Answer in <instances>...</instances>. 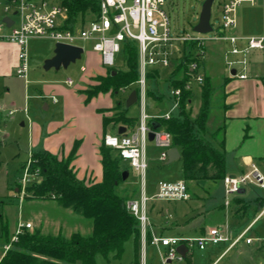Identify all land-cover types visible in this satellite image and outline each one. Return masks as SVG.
<instances>
[{
	"label": "rangeland",
	"instance_id": "374dc122",
	"mask_svg": "<svg viewBox=\"0 0 264 264\" xmlns=\"http://www.w3.org/2000/svg\"><path fill=\"white\" fill-rule=\"evenodd\" d=\"M203 1L166 0L165 10L171 18L172 32L192 33L193 26L198 22ZM222 3L223 0H213L211 23L214 29H217L221 22ZM261 3L262 0H256L253 4L244 2L239 6V27L241 29L251 22L256 24V26L262 25L264 20L260 15ZM247 11L253 13V21L245 17ZM111 33L108 32V34ZM210 34L208 32L206 34H200V36L207 37ZM79 43L84 45V51L79 59L69 63L66 67L61 66L59 68L51 67L45 69V60L54 54L55 42L47 38H31L27 45L28 82H26V79L19 77L15 69L7 76L0 77V103L6 106L2 110V113H0V254L6 244L12 246L14 242L13 235L19 228L20 222H26L29 219L36 221L44 209L42 207L43 202H41L43 200L24 198V188L37 177L31 175L25 183L23 182V178L26 177V167L31 156V148L29 147L27 134L31 119L34 121L39 119L42 122L52 121L53 124L57 123L58 125L63 124L59 133H62L64 136L74 135L75 133L80 134L81 131L78 127L80 118L87 116L94 120L98 116L102 118L104 114L108 115V117L115 115L116 110H108L111 107L110 104L114 106L117 102H120L121 106H124L130 92L138 88L137 84H132L127 86L125 90L119 89L114 94L103 92L98 98L92 97L87 100L85 90L98 84L99 77L105 76L108 70H104L100 74L92 75L89 80V64L96 63L95 60L99 58L100 53L93 49V41L91 40L79 41ZM97 66L100 67L99 70L108 69V66L101 63H98ZM114 67H125L122 49L115 54ZM156 68L160 74L157 82L155 80L152 81V87L155 88L158 85L159 89L157 91L162 94V98L161 100H157L152 95H149L146 97L144 106L147 113L163 116L173 105L171 82L169 80L171 72L170 66L162 67L158 65ZM93 73H96V71ZM216 76L213 77V85L219 84L221 81L222 76ZM67 78L73 79V85L69 86L65 83V79ZM200 85L194 82L192 86L191 102L188 108L191 110V116H194L198 112L201 104ZM53 87L57 90H54ZM71 89L75 91L77 96H70L69 98L65 95L64 92ZM81 94L84 100L83 104L86 107L100 106L101 110H92V108L84 110L81 108L76 101L77 97H80ZM53 95L56 97L58 103L53 102ZM215 99L213 97L211 104L217 106L218 103L215 102ZM65 103V108H63ZM45 104L50 105V108L45 109ZM9 108L16 109L12 115L7 114ZM24 108L27 110V115L24 112ZM102 109L105 110L102 111ZM127 113L131 117H134L137 122L133 129H128V132H130L139 125L141 116L139 101L132 104L128 108ZM173 113L177 115L179 111L173 109ZM11 116L13 118L10 119ZM22 121H24V125H22ZM107 133H118V130L112 129L110 125L107 128ZM63 144L66 149L64 142ZM159 153V147L153 141L148 140L147 158L149 168L145 180V189L148 196H152L157 192L159 179L183 177L182 159L179 158L170 163L167 161L160 162ZM122 164L129 169L131 176L138 173L130 165L129 161L123 160ZM138 176L139 187L135 189V195L138 194L137 199H139L142 192V181L140 175ZM189 185L190 198L187 200H168L153 197L148 201V214L155 225V231L158 232L160 229L168 236H197L200 233L199 229L201 227L207 230L209 227L228 224L232 230L240 223L241 220L238 216L232 213L228 214L227 209L229 208V204L226 206L227 199L222 179L217 181L199 180L197 182H189ZM253 191L250 200H247L245 203L247 206L244 207L249 208V211L247 209L248 212L254 211L253 207L256 205L255 196L259 190L254 188ZM119 192L123 193L122 190H119ZM135 195L127 196L130 199ZM228 197L230 203L234 202V198L238 197V193L230 194ZM162 212L165 215L171 214V217L169 219L166 218L162 215ZM50 216H53L52 213H50ZM61 219L66 221V225L61 232L67 236L73 231H79L84 235H88L92 231L93 223L91 218L73 212L71 215L63 214ZM29 230L33 231L34 228L32 227ZM46 230V233L53 234L54 232L52 231L53 229ZM247 236L258 237L260 239L254 240L251 245H247L241 241L231 250L223 254L214 264H264V218L256 224ZM228 243L222 242L218 245L209 244L204 250H200L197 247L191 248L189 252L192 258V264H210L224 250ZM212 251H214V254L211 253ZM162 253L163 249L148 243L145 249L147 264H161ZM141 257L142 254L140 255V259ZM133 259L134 247L132 240L125 243L124 252L120 259L107 260L100 254L96 256L98 264H130V261L132 262Z\"/></svg>",
	"mask_w": 264,
	"mask_h": 264
},
{
	"label": "built area",
	"instance_id": "2783aa9c",
	"mask_svg": "<svg viewBox=\"0 0 264 264\" xmlns=\"http://www.w3.org/2000/svg\"><path fill=\"white\" fill-rule=\"evenodd\" d=\"M98 11L88 12L83 19L79 16L74 24L68 22V7L63 0H0V41L14 42L19 46V62L16 73L27 79L28 54L27 45L31 38H47L56 42L84 45L79 41H93V49L100 53L102 63L106 66H115V54L122 49L126 41L135 42L138 51V80L136 82L137 101L141 106V116L136 129L119 133H107L103 137L105 145L115 149L121 158L129 161L138 172L142 181V193L139 199L128 200L129 211L137 217L140 224L141 254L140 264H147L145 246L148 243L147 234L150 231L149 243L164 248L161 254V264H181L191 248L206 249L209 244L218 245L229 242L224 251L229 250L237 242L244 239L247 243L253 241L246 236L244 229L236 237L230 235L228 225L209 227L205 233L197 236H162L152 231L151 220L148 214V201L155 197L161 199H188L190 197L187 183L184 179L158 181V190L152 196L144 191L146 173L149 168L147 158L148 133L154 132L153 142L160 149L159 161L168 160V149L173 147V138L170 131L160 126L153 129L150 119H169L174 115L173 109H179L181 88L171 85L172 107L163 116H151L145 111V100L148 90V74L157 69L158 65L169 67L179 61L188 52H192L189 62L191 80L186 83V89H191L193 81L203 84L204 75L200 71V59L205 57L207 41H221L229 43L227 53L246 54L252 48L264 46V34L260 36H241L233 32L237 27V10L244 2L253 4L256 0H223L221 22L217 29L210 32V36L201 37L198 32L174 33L171 28V18L165 10L166 0H97ZM264 16V0H262ZM11 19V23L6 21ZM108 32H112L108 34ZM246 40V45L240 47L238 41ZM228 65L236 62L246 64V59L238 61L228 60ZM234 76L246 78L244 72H235ZM68 85H73L71 78L65 79ZM127 86L121 87L125 90ZM53 101L57 99L53 97ZM26 109V108H25ZM15 109H11L12 114ZM30 161V160H29ZM29 165V162H28ZM26 167L25 183L31 174ZM246 183H255L264 187V175L253 164L252 169L240 176L226 175L223 178L226 205L229 204L228 195L237 193ZM24 188V187H23ZM25 190V188H24ZM22 190V192H24ZM32 222H20L19 228L13 235L14 241L23 229H31ZM185 244L186 255H182L177 247ZM8 249L11 245L6 246Z\"/></svg>",
	"mask_w": 264,
	"mask_h": 264
},
{
	"label": "trees",
	"instance_id": "16d2710c",
	"mask_svg": "<svg viewBox=\"0 0 264 264\" xmlns=\"http://www.w3.org/2000/svg\"><path fill=\"white\" fill-rule=\"evenodd\" d=\"M68 7V22L74 24L79 16L85 18L88 12L98 11L97 0H63ZM124 68L110 67L105 76L98 79V84L85 90L87 100L101 92L111 94L121 87L136 84L138 74V51L135 42L126 41L122 45ZM192 52H188L179 61L173 62L169 80L175 88H181L179 113L169 119H158L161 126L171 132L173 146L180 148L182 159V176L188 189L189 182L199 180L217 181L226 176V161L223 139L216 145L211 139L218 134L220 127L212 130L208 127L211 114V97L213 88L211 79L204 74L201 84V104L198 112L191 116L188 104L192 90L186 89L191 80L189 62ZM200 64L203 60L200 59ZM171 65V66H172ZM115 71V73H112ZM159 70L148 74L147 94L154 98H162L157 85L152 81L159 78ZM129 107L120 102L108 110H116L115 115L103 116V136L107 128L117 129L123 125L129 128L136 126V119L128 115ZM207 134H209L208 137ZM79 142L76 141L66 157H59L48 150L33 151L30 156L28 172L37 176L25 187L24 198L37 200H53L59 207L71 209L75 214L92 219V231L88 235L73 231L70 235L63 232L57 234L44 233L40 228L33 231L23 229L17 240L6 250L0 264H98L96 256L105 259H120L125 243L132 240L134 259L131 264H140L141 234L139 220L128 207V196L121 188L123 166L119 153L104 144L103 138L99 150L103 166V177L98 182H85L80 179L73 168ZM122 190L123 193L119 192ZM264 203L261 204L263 206ZM151 239L150 231L147 240ZM181 264H192L190 253Z\"/></svg>",
	"mask_w": 264,
	"mask_h": 264
},
{
	"label": "crops",
	"instance_id": "0c3cea01",
	"mask_svg": "<svg viewBox=\"0 0 264 264\" xmlns=\"http://www.w3.org/2000/svg\"><path fill=\"white\" fill-rule=\"evenodd\" d=\"M238 13L239 12L237 10L238 24L237 27L233 30L234 33L246 37L260 36L264 34V21L262 25L260 24V26H256V24H253V22H251L250 23L251 25L249 24L241 29L239 27ZM260 15L263 17L264 20V16L262 13V3L260 6ZM245 17L248 20L253 21V13H251L250 11H247L245 13ZM238 45L240 47L245 46L246 40L244 39L238 41ZM228 48H229V43L227 42H221V41L206 42L205 57L203 58V64L201 65L200 71L202 70L203 75L206 74L211 79V85L213 88L211 100L214 97L216 98L215 102L218 103L217 106L211 104V114H210L211 117L210 120L208 121V127L212 128V130L220 127L218 134L212 137L209 136V134H207V136L211 137V139L216 145L219 143L220 139L224 140L223 146L225 151L226 175L240 176L245 173H248L252 169L253 164L264 175V46L262 48H252L246 54L227 53ZM18 55H19V46L16 43L0 41V77L1 78L7 76L9 73L14 71V69L16 70V67L19 62ZM98 57L99 58L95 60L96 63H93L92 65L89 64L88 67L90 71L89 72L90 74H88L89 80L92 75H95L97 73L100 74L104 70L109 69L108 67V69L99 70L100 67L97 66L98 63L101 64L103 63L101 60V55ZM243 58L246 59V64L244 66L242 63L239 62H236L235 65H233L232 67L228 65L227 62L228 60L238 61ZM173 68H174L173 65L170 66V72L172 71ZM233 69L235 70V72L238 71V72L246 73L247 77L239 78L236 75L234 76L231 73ZM94 71H96V73H93ZM219 75L222 76L221 81L219 82V84L213 85V77L214 76L218 77ZM192 86H191V90H192ZM53 89L55 90L56 88L53 87ZM157 89H159L158 85H157ZM71 90H66L64 92L65 95H67V97L69 98L70 96H77L75 91L73 90L71 91ZM102 93L103 92L93 97L98 98L99 96H101ZM201 93H202V88H201ZM147 96L149 95L147 94ZM155 99L161 100V98H155ZM76 101L77 104L80 105L81 108H83L84 110L89 108H92V110L93 109L101 110L100 106L89 107V108L86 107V105L83 104L84 100L82 99V94L80 97L79 96L77 97ZM190 102L188 104V108L190 107ZM54 103H58V101ZM65 105L66 103L64 104L63 108H65ZM110 105L111 107H113L112 104ZM45 106L47 108H45ZM5 108L6 106L3 103H0V113H2V110ZM44 108L49 109L50 105L45 104ZM10 110L11 108L7 110L8 111L7 114H9ZM103 110L105 109H102V111ZM24 112L27 115V110H25V108H24ZM148 114L151 116L155 115L151 113ZM11 118L13 117L11 116L10 119ZM153 120L155 119H150L149 121V124L151 126H152L151 122ZM22 125H24V121H22ZM62 126L63 124L60 125H58L57 123L53 124L52 121L42 122V120L39 119L37 121L31 119L29 123V128L27 129V134L29 138V147L31 148V153L37 150H48L51 151L52 153L57 154L59 157H66L70 153L74 143L76 141L78 142L80 141L75 158L72 161L73 168L76 171L77 176L80 179L84 180L85 182L100 181L103 177V166L101 163V154L99 150L103 138L102 137L103 131H104L103 117L101 118L98 116L94 120L93 118L87 116L80 118L78 124L79 130L81 131L80 134L75 133L74 135L64 136L62 133L61 134L59 133ZM126 132H128L127 127H126ZM0 133H1V128H0ZM85 140H90V141H85ZM63 142L66 145V149L64 147ZM178 149L180 151V158H181V150L180 148ZM138 175L139 174L137 173L131 176V173L129 171L127 180L123 182L121 185V189L124 192H126V194L129 196L135 195L136 192L135 189L136 187L137 188L139 187ZM161 179L177 180V179H183V177L161 178ZM254 188L259 190L258 194L255 196L256 205L253 207L254 211L248 212L249 208H244V207L247 206L245 205L246 201L250 200V196L253 195ZM189 189H190V185H189ZM144 191L147 194L145 186H144ZM237 193H238V197L234 198V202L231 203L229 202V206H228L229 208L227 209L228 214L232 213L238 216L241 220L240 223L232 230L227 224L232 238L236 237L244 229L248 228V231L246 233L247 236V234L256 226V224L261 219L264 218V205L261 206V204L264 203V187H260L255 183H246L241 187L240 191ZM137 198H138V194H136L135 196L131 197L128 200L137 199ZM41 202H43L42 207L44 209L42 210L40 217H38L36 221H32L31 219L27 221L32 222L33 228H40L42 232L45 231L44 233H46L47 231L46 229H53L52 230L54 231L53 234H57L58 232L62 231L63 227L66 225V221L64 219H61V216L63 214L71 215L73 211L71 209L59 207L53 200H43ZM50 213H52L54 217L50 216ZM162 215L168 219L171 217V214L165 215L164 212H162ZM150 220L152 225V231L154 233H157L162 236H168L165 235L163 231L160 229L158 232L155 231L154 229L155 225L152 222L151 218ZM199 231H200L199 234H202L205 233L207 230L201 227ZM251 237L253 238V241L260 239L258 237H253V236ZM241 241L245 242L247 245H251L253 243V241L247 243L244 239H242L239 242H237L234 246L239 244ZM6 246L7 244L4 246V249L0 254V260L4 255V253L6 252V250L8 249ZM234 246H232L229 250H231ZM157 248L163 249L164 251V248L162 246H157ZM227 251L222 250L210 264H214ZM211 253L214 254V251H212Z\"/></svg>",
	"mask_w": 264,
	"mask_h": 264
},
{
	"label": "water",
	"instance_id": "95a60500",
	"mask_svg": "<svg viewBox=\"0 0 264 264\" xmlns=\"http://www.w3.org/2000/svg\"><path fill=\"white\" fill-rule=\"evenodd\" d=\"M213 0H204L202 3V8L199 14L198 22L193 26V31L206 34L208 32H211L213 30V26L211 23V7H212ZM6 21L8 23H11L10 18H6ZM84 49L82 46L79 45H73V44H67L63 42H56L55 48H54V54L52 57L45 60L44 68L49 69L51 67L59 68L61 66H68L69 63L74 62L75 60L79 59L83 53ZM112 73H115L113 71ZM232 74L235 73V70L233 69L231 71ZM137 102V90L133 89L130 94L128 95L125 106L130 107L132 104ZM45 108H47L45 106ZM153 129H156L160 126V122L157 120H153L151 122ZM126 132V127L121 125L118 128V133L122 134ZM149 140H153L154 138V132L150 131L148 133ZM168 160L167 162L170 163L178 158H180V151L176 146L171 147L168 149ZM129 175V172L127 170L123 171L122 177L123 179H126ZM177 250L182 254L186 255L187 247L185 244H180L177 247Z\"/></svg>",
	"mask_w": 264,
	"mask_h": 264
}]
</instances>
